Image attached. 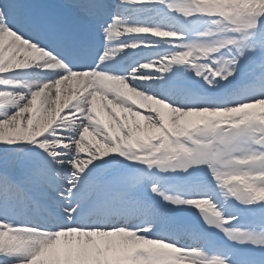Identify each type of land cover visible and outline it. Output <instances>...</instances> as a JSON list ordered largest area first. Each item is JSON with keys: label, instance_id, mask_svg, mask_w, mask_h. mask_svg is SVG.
<instances>
[{"label": "snow or ice", "instance_id": "6c2138e0", "mask_svg": "<svg viewBox=\"0 0 264 264\" xmlns=\"http://www.w3.org/2000/svg\"><path fill=\"white\" fill-rule=\"evenodd\" d=\"M0 264H264V0H0Z\"/></svg>", "mask_w": 264, "mask_h": 264}]
</instances>
